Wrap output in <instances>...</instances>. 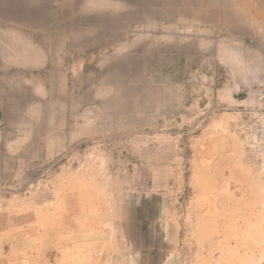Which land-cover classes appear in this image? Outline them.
Here are the masks:
<instances>
[{
  "label": "rangeland",
  "instance_id": "374dc122",
  "mask_svg": "<svg viewBox=\"0 0 264 264\" xmlns=\"http://www.w3.org/2000/svg\"><path fill=\"white\" fill-rule=\"evenodd\" d=\"M264 0H0V264H264Z\"/></svg>",
  "mask_w": 264,
  "mask_h": 264
},
{
  "label": "built area",
  "instance_id": "2783aa9c",
  "mask_svg": "<svg viewBox=\"0 0 264 264\" xmlns=\"http://www.w3.org/2000/svg\"><path fill=\"white\" fill-rule=\"evenodd\" d=\"M263 131H264V128H263ZM260 155L263 156V158H264V147H263L262 150L260 151Z\"/></svg>",
  "mask_w": 264,
  "mask_h": 264
}]
</instances>
